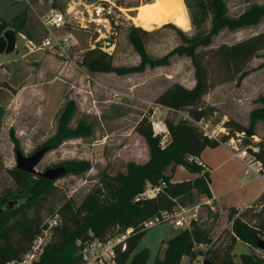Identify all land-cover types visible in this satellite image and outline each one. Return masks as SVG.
I'll list each match as a JSON object with an SVG mask.
<instances>
[{"label":"rangeland","instance_id":"374dc122","mask_svg":"<svg viewBox=\"0 0 264 264\" xmlns=\"http://www.w3.org/2000/svg\"><path fill=\"white\" fill-rule=\"evenodd\" d=\"M151 1L153 0H28L29 5L22 0H0V18L6 22L26 10L34 16L35 29L38 31L34 34V43H39L48 36L63 38L73 35L69 57L63 56L61 52L50 51L31 54L27 47L30 39L20 34L17 41L20 54L0 55V191L13 183L8 172L17 168V152L29 157L49 147L50 151L36 170L44 173L58 167L67 169V174L54 182L56 191L50 197V201L56 204V212L67 201H71L74 208L80 206L94 188L101 187L104 183L114 184V176L125 173L127 163L148 162L149 151L145 140L135 135L138 122L144 117L151 122L165 121L167 117H172L171 112H157L155 101L174 84L193 87L196 81V70L191 58L174 52L184 44V36L179 31L185 37L192 38L208 34L215 25L213 9L209 10L205 23L198 27L192 23V14L198 11L196 9L200 0H188V4L185 0H175L173 13L177 14L176 18L152 31H145L134 24L133 18L137 16V10L142 4ZM203 1H219L227 9L225 17L231 20H238L254 8L264 9V0ZM99 7L113 9L110 23L117 35L109 37L105 27L107 22L103 17L102 21L91 25L89 32L73 27L69 21L64 31H56L51 27L48 29L41 21L42 17L53 11L65 13L69 20L75 15L89 18V11L94 12L97 17L95 12ZM199 20L198 17L197 21ZM262 32L264 16L257 26L233 32L222 30L213 37L210 48L223 44L233 45ZM111 43H114V52L109 56L103 47H111ZM93 45L96 46L95 49H92ZM91 51L107 55L106 58L111 59L113 67L127 69V72L119 74L100 70L97 61L86 60ZM164 57H168V65L150 67L147 63L142 71H138L145 58L153 61ZM239 79L217 86L210 93L211 96L205 97L207 105H216V112L206 119V123L209 124L210 131L217 129V133L219 132L216 141L230 143L238 154L246 152V159L254 161V157L247 151L250 148L256 153L261 148L264 149V119L257 122L256 135L251 139L244 134H235L233 128L227 129L224 124L228 119L238 118L248 127L251 114L246 115L247 106L243 104L250 105L249 102L252 101V112L262 108L258 100L264 97V51L248 66L246 75ZM236 89L252 92V95L239 94ZM66 108L73 111L68 127L75 130L81 125L89 134L65 139L58 147L53 148V140ZM180 115H177L178 120H181ZM225 117H228L227 120ZM228 136L230 138L225 140ZM15 141L18 142V150L15 149ZM249 142L250 146L247 144ZM81 163L88 167L76 173ZM190 174L193 175L179 166L173 178L185 181ZM39 179L33 176L30 183L39 184ZM198 196L196 192L190 194L186 199V206L198 203ZM58 199L61 201H57ZM232 211L234 210L219 207L217 213H204L199 225L210 229L213 238H224L231 233L236 240L233 252L235 264H242L241 256L250 253L252 244L240 240L236 235L235 222L241 219L243 224L257 232L256 237L264 240V207L251 208V215L242 218H236L237 210L235 215ZM58 216L57 226L50 228L46 224L43 253L32 264L39 263L46 248L59 240V229L66 220L62 215ZM47 218L49 216L45 220ZM118 231V237L127 232H121L120 228L116 229L117 233ZM181 232L172 223L157 225L146 232L134 254L148 249L150 256L147 264H156L157 259L162 257L167 242ZM255 249L263 259L262 252L257 247ZM199 261L197 259L193 264H198ZM186 263H190L188 258L183 259V264Z\"/></svg>","mask_w":264,"mask_h":264},{"label":"trees","instance_id":"16d2710c","mask_svg":"<svg viewBox=\"0 0 264 264\" xmlns=\"http://www.w3.org/2000/svg\"><path fill=\"white\" fill-rule=\"evenodd\" d=\"M185 1L188 4V0ZM197 7L198 11L192 14L194 26L205 23L211 9L215 14V25L204 36L187 38L179 31L184 36V44L174 51L179 56L191 58L196 70L194 88L188 89L177 83L155 101L156 106L167 108L172 113V117L165 119V136L156 135L151 121L146 117L142 118L135 128L148 147V162L127 163L126 172L114 176V184L104 183L101 187L94 188L76 208L71 201L63 203L59 212H56L54 201H50L56 191L54 183L40 178L39 184H31L32 175L21 172L16 167L10 170L8 173L13 183L0 191V264L21 262L31 249L35 238L42 233L46 222L57 215H62L66 220L59 229V240L46 248L37 264H83L82 252L85 247L93 240L107 242L115 238L119 234V231L116 232L117 228H120L121 232L132 229V233L125 241L126 249L123 250L120 246L116 250L115 263L147 264L150 256L148 249L134 254L148 231L143 229V223L162 212L173 210L178 205L185 206L186 199L192 192L199 196H211L208 172H204L189 159L199 158L206 148H216L220 142L209 139L193 122L178 120L177 115L186 113L199 122L216 112L215 107L207 105L204 98L217 86L234 82L246 75L248 66L264 51V32L233 45L223 44L210 48L213 37L224 29L233 32L259 25L264 16V9L254 8L238 20H231L225 17L227 9L219 1L208 3L200 0ZM10 29L31 41H34V34L38 33L34 16L28 10L9 22L0 18V36ZM136 45L139 46L138 43ZM106 56L91 51L86 60L97 61L100 70L119 74L127 72V69L113 67L111 59ZM147 63L150 67H158L168 65L169 61L168 57L153 61L145 58L138 71H142ZM258 101L262 108L251 113L248 127L233 119H229L224 127L233 128L235 134H244L248 139L253 138L256 135L257 122L264 119V97ZM72 113L71 109L66 108L53 140V148L58 147L65 139L89 134L81 125L75 130L68 127ZM229 138L230 136L225 140ZM14 145L18 150L17 141ZM247 152L255 161L264 164L263 148L256 153L249 148ZM179 166L198 176L182 182H173L176 168ZM87 167L88 165L81 163L76 173L86 170ZM161 183H166V187L156 197L135 201L148 184L158 186ZM57 201L60 202L61 199ZM256 206H264V193L251 208ZM251 208L246 209L242 217L249 216ZM232 210L235 215L236 209ZM45 214L49 216L46 220ZM235 223L234 232L240 240L252 244L250 253L241 256L242 264H264V259L259 257L255 249L257 232L243 224L241 219H237ZM200 245L210 248L204 252L198 249ZM235 247L236 240L231 233L224 238H213L210 229L194 224L190 231H182L167 242L163 255L157 259L156 264H183L184 258L189 259L190 263L186 264H193L200 256H206L210 264H235Z\"/></svg>","mask_w":264,"mask_h":264},{"label":"built area","instance_id":"2783aa9c","mask_svg":"<svg viewBox=\"0 0 264 264\" xmlns=\"http://www.w3.org/2000/svg\"><path fill=\"white\" fill-rule=\"evenodd\" d=\"M27 1L28 0H22ZM30 5V3H29ZM94 13V12H93ZM92 12L89 11V18L86 17H78V15H75L73 17H70V20L68 19L67 15L60 11H53L51 14H48L41 18V21L45 27L48 29L51 27L53 30L56 31H64L66 29V26L68 24V21L70 24L75 28H80L84 31L89 32L91 29V25L96 23L97 21H102V19H105V22H107V25H105L107 34L109 37L112 35H117V32L112 28V25L110 23V19L113 15V9L112 8H105V7H99L96 10V16H94ZM70 15V11H69ZM103 17V18H102ZM73 38V35H68L63 38H57V37H46L43 39V41L40 44L34 43L32 41H27V47L31 54H35L40 51H50V52H61L63 56L69 57L68 53L71 48V39ZM98 41V40H97ZM111 47H103V50L109 55L112 56L114 52V43H111ZM96 46L93 45L92 49H95ZM102 48V47H101ZM181 114V120L182 121H190L193 122L209 139L211 140H217V135H219V132L217 133V129L210 131L209 124L206 123V120H201L199 122L194 121L188 114L186 113H179ZM153 131L156 135H166V126L165 121H153L151 122ZM246 152L242 154L243 158L246 159ZM190 161H194L198 166H200L204 172H207L206 166L198 160V158H190ZM251 161V164H255L257 167L255 169L256 173L258 174L259 178L264 181V164L258 161L249 160ZM250 165V163H249ZM166 187V183H161L158 186H153L151 184H148L145 191L138 195L135 198V201L138 202L141 199H148L156 197L157 194ZM210 187V185H209ZM219 204L217 202V198L214 197L212 194L211 196H200V200L198 203H195L193 205H178L173 210L162 212L157 216L151 217L147 219L143 223V229L144 230H150L151 228L166 224V223H172L173 226L177 229H180L182 231H190L194 224H200L203 218L204 213H217L219 209ZM264 207V206H261ZM243 211H238L236 218H242ZM59 216H55L51 219H49L46 224L48 223V226L50 228H53L54 226H57L59 223ZM46 227V225H45ZM43 229L42 233L37 236L32 243L31 249L29 252L23 257L21 262H11L9 264H32V262L35 260V258L43 253L44 246H45V236H46V229ZM45 231V232H44ZM132 233V229L127 230V232L121 236H116L115 238L107 241V242H100L98 240L91 241L83 250L82 257H83V264H114L115 258H116V250L122 246V249H126L125 241L127 237ZM210 247H206L204 245H200L198 249L203 250L204 252H207V250ZM262 252V251H261ZM263 259H264V253ZM200 259L198 264H204L206 261V256H200L198 257Z\"/></svg>","mask_w":264,"mask_h":264},{"label":"crops","instance_id":"0c3cea01","mask_svg":"<svg viewBox=\"0 0 264 264\" xmlns=\"http://www.w3.org/2000/svg\"><path fill=\"white\" fill-rule=\"evenodd\" d=\"M194 86L186 88L192 89ZM244 87L245 84L242 85V88ZM236 92L239 94H247V96L252 95V92L247 93L244 92L243 89H236ZM209 96H211V94H209ZM204 100L207 99L204 98ZM249 103L250 105L243 104V106H247L248 113H246V115H250L252 112V101ZM211 106L216 108L214 104H211ZM240 106L242 107V103ZM159 110H162V112H170L167 108L156 106V111L159 112ZM178 115L180 114L178 113ZM227 118L228 117H225V120H227ZM233 120L241 123L238 118H234ZM224 129L225 128H223V131ZM135 135L141 140H144L136 131ZM198 160L207 168L210 191L211 194L217 198L220 207L243 211L251 208L257 199L264 193V181L261 180L256 173V165L254 163L251 164V161L244 159L242 155L238 154L230 143L220 142L219 146L216 148H206ZM183 168L184 167H182V169ZM191 175L192 174L189 175V179L187 178V180L198 176L197 174ZM172 181L182 182L174 178ZM193 193L194 192L191 194Z\"/></svg>","mask_w":264,"mask_h":264},{"label":"water","instance_id":"95a60500","mask_svg":"<svg viewBox=\"0 0 264 264\" xmlns=\"http://www.w3.org/2000/svg\"><path fill=\"white\" fill-rule=\"evenodd\" d=\"M18 34L14 30H7L2 36H0V55H19L20 51L17 49ZM50 151L49 147L43 148L33 154L32 156H24L22 153H16L17 169L21 172L27 173L29 175L39 177L50 183L56 182L61 177L67 174V169L64 167H58L55 169H50L44 173H39L36 168L41 163L45 155ZM14 202L11 203V206ZM256 247L264 253V240L256 237L255 238ZM204 264H210L209 261H205Z\"/></svg>","mask_w":264,"mask_h":264},{"label":"bare ground","instance_id":"6f19581e","mask_svg":"<svg viewBox=\"0 0 264 264\" xmlns=\"http://www.w3.org/2000/svg\"><path fill=\"white\" fill-rule=\"evenodd\" d=\"M174 2L175 0H153L145 3L138 8V14L133 18L134 24L145 31H152L162 24L172 22L177 16L173 13Z\"/></svg>","mask_w":264,"mask_h":264}]
</instances>
